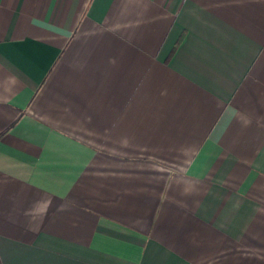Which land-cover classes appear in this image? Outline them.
Instances as JSON below:
<instances>
[{"label":"crops","instance_id":"0c3cea01","mask_svg":"<svg viewBox=\"0 0 264 264\" xmlns=\"http://www.w3.org/2000/svg\"><path fill=\"white\" fill-rule=\"evenodd\" d=\"M0 264H264V0H0Z\"/></svg>","mask_w":264,"mask_h":264}]
</instances>
